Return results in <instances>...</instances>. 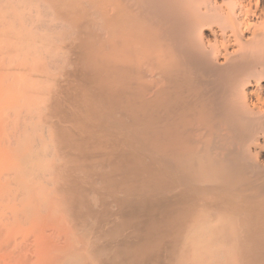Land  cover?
Returning <instances> with one entry per match:
<instances>
[{
  "label": "bare ground",
  "instance_id": "obj_1",
  "mask_svg": "<svg viewBox=\"0 0 264 264\" xmlns=\"http://www.w3.org/2000/svg\"><path fill=\"white\" fill-rule=\"evenodd\" d=\"M0 264H264V0H0Z\"/></svg>",
  "mask_w": 264,
  "mask_h": 264
}]
</instances>
